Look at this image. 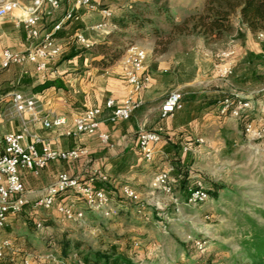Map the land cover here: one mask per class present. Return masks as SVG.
Here are the masks:
<instances>
[{"label": "crops", "instance_id": "1", "mask_svg": "<svg viewBox=\"0 0 264 264\" xmlns=\"http://www.w3.org/2000/svg\"><path fill=\"white\" fill-rule=\"evenodd\" d=\"M31 2L20 3L29 6ZM24 15L23 10L17 9L0 19L1 48L20 51L34 44L25 29L23 33L16 30L17 19ZM55 19L56 17L44 15L40 22L41 31H44L42 27L46 22L53 25ZM78 22L81 23L82 20ZM235 22L242 35H233L222 43L227 45L222 50H218L217 44L207 46L201 37L199 49L184 48L169 55L154 54V46L149 52L139 46L147 53L146 74L151 81L139 94L143 104L134 111L130 119L118 122L109 121L111 110L106 106V101L114 98L120 102L128 94L129 86L124 75L127 53L110 67L101 69L92 65L94 56L90 52L91 47H86L76 38L82 33L95 45L111 31L108 23L106 30L96 27L102 21L92 26L100 33L96 39L80 29L67 35L59 31V36H56L62 44V51L50 61V68L45 72L38 70L35 63L12 65L17 66L19 72H13L12 66L2 71L0 134L18 133L22 130L21 120L11 105V93L19 91L35 95L38 99V116L25 115L32 133L41 136L54 148L70 149L80 145L89 152L75 161L51 162L40 174L31 170L24 171L22 177L26 185L27 204L23 212L13 217L5 229L16 230L21 224L27 225V222H41L38 218L49 216L50 212L53 215L59 203L74 197L70 192L60 193L52 209L35 205L47 187L55 182L59 172L91 182L113 197L117 192L121 193L124 184L134 188L146 184L150 176L156 173V169L159 170L157 174L163 170L169 171L171 178L182 186L179 179L184 175L188 178L186 171L193 168L195 161L204 159L203 147L214 146L213 151H221L224 146L217 140H210L211 132L214 131V137H229L232 140L239 133L235 121L241 120L244 126L245 119L221 116L217 110L219 100L231 93L243 94L254 101L255 113L260 112L264 103V97L259 99V96H264V38L241 25L240 18ZM230 65L233 66V74L225 78L221 75L220 68ZM46 82L52 83L48 87H42ZM173 91L182 94V107L173 116L162 118L164 94ZM90 107L102 109L100 128L110 133L111 145L103 144L97 133L67 134L73 129V116ZM45 114L50 117L63 115L67 122L61 126L46 128L41 121V116ZM143 130H156L162 136L156 145L155 158L150 162L143 159L139 150V134ZM185 146H188L187 150ZM176 186L177 184L174 188ZM117 208L125 209L123 205H118ZM49 219L42 218L44 222ZM13 230L6 238L13 239L15 246ZM24 237L31 239V234L24 232ZM4 239L0 237V241Z\"/></svg>", "mask_w": 264, "mask_h": 264}, {"label": "rangeland", "instance_id": "2", "mask_svg": "<svg viewBox=\"0 0 264 264\" xmlns=\"http://www.w3.org/2000/svg\"><path fill=\"white\" fill-rule=\"evenodd\" d=\"M18 1L28 4L32 0ZM94 1L98 10L81 9L82 22H68L60 31L67 35L80 29L96 39L100 33L92 26L100 21L108 23L111 31L90 50L95 57L92 65L101 69L105 68L93 63L100 58L95 52L97 44L108 41L113 46L125 48L123 55L133 45L149 52L159 41V48H163L167 44L166 33L170 30L171 20L184 18L189 11L202 10L206 2ZM68 6V0H65L63 10L57 12L56 18H61ZM102 8H111L113 16L105 18L100 12ZM52 27L51 22H46L42 27L43 33ZM24 29L20 26L16 30L23 33ZM157 29L164 33L158 36ZM200 44L198 36H182L169 44L166 52L154 54L169 55L184 48L199 49ZM216 46L218 50L227 47L224 44ZM16 67L12 66L11 70L19 72L20 69ZM168 94H164L163 98L166 99ZM263 97L259 96V99ZM235 126L239 133L231 141L229 137H214V131L211 132L210 140H217L224 147L218 152L213 151L214 146L203 147L204 159L195 161L193 168L186 171L188 185L185 188L172 179L171 194L154 189L152 182L159 171L156 169L146 184L136 187L139 193L136 203L122 193L113 195L114 205H123L125 209L118 208L117 215L112 218L95 213L79 200L87 217L85 223L61 221L57 213L53 212L52 215L50 212L49 216H43L50 218L47 222L42 220L43 217L38 218L42 222L41 227L36 222H27V225L21 224L16 230H0V237L5 239L11 230L15 231V246L7 251L0 264H26V259L30 260L29 264H57L55 258L65 256L62 249L67 243L70 244L69 253L78 250L81 258H89L93 264H116V261L120 264H241L237 263L241 261H237V258L245 233L254 224L257 228H264V140L247 136L241 120L235 121ZM189 174L204 179L210 189V198L194 207L180 203L181 209L177 211L178 205L174 199L183 202L189 193V186L195 180ZM174 184H177L175 188ZM140 203L149 212V220L137 212L136 206ZM24 232L31 234V239H25ZM194 240L202 241L203 247H195ZM100 255L105 256L109 263L96 261Z\"/></svg>", "mask_w": 264, "mask_h": 264}, {"label": "built area", "instance_id": "3", "mask_svg": "<svg viewBox=\"0 0 264 264\" xmlns=\"http://www.w3.org/2000/svg\"><path fill=\"white\" fill-rule=\"evenodd\" d=\"M65 0H32L31 5L26 6L18 0H0V19L5 18L14 10L21 9L25 12L23 17L16 21V26H23L29 39L34 44L26 49L16 51L10 48L0 47V73L15 64L35 63L38 70L47 71L50 61L62 51V44L57 38V33L64 28L66 23H74L82 20L81 9L87 11L98 10L94 0H68L69 8L61 18H56L51 30L43 33L40 22L44 15L55 18L58 11L64 5ZM105 18L113 16L111 8L100 9ZM107 23H99L96 27L106 30ZM259 36L264 38V32ZM77 40L90 48L93 43L86 36L79 33ZM124 64V75L128 83V94L120 102L114 98H108L106 106L111 110L109 121L118 122L130 119L143 100L139 97L140 92L145 89L151 78L146 74V51L133 45L127 50ZM220 73L227 78L233 74V66L220 68ZM11 105L22 123V130L18 133L7 132L0 134V230L9 226L13 217L20 215L26 204V185L22 173L26 170L34 171L36 174L45 169L48 164L55 161H75L88 155V149L77 145L70 149H58L52 147L38 134L32 133L25 119L26 114L38 116V99L35 95L24 94L19 91L11 93ZM182 107V94L177 91L170 92L161 107V117L173 116ZM218 113L224 117L244 118V133L252 138L264 140V103L262 111L255 113V103L251 98L240 93H231L218 102ZM100 107L86 108L73 116V129L67 132L72 134H98L101 142L111 145L110 133L102 131ZM41 121L46 128L64 125L66 117L58 115L50 117L45 114ZM29 138V140H28ZM162 136L156 130H143L139 134V150L143 159L147 162L153 161L156 153V145ZM188 146H185V150ZM154 189L165 193L173 192V183L169 171L159 172L152 182ZM189 193L183 202L174 199L177 211L181 208L179 204L197 206L210 198V189L201 177H195L192 185L188 188ZM70 192L73 198L63 201L56 206V213L61 221H74L85 223L86 214L79 205V200L85 202L88 208L97 214L109 219L117 215L118 208L114 205V199L104 189L94 186L91 182L70 176L66 172H59L55 182L47 187L43 196L37 202V207L52 209L56 204V198L60 193ZM123 196L136 203L139 193L136 188L129 184L121 187ZM158 207V206H157ZM136 210L145 219L149 220V212L143 204H138ZM42 226L41 222L37 223ZM197 248H202L204 243L194 240ZM14 248V241L6 238L0 241V261L5 257L9 249ZM57 264H93L81 258L80 252L74 250L65 256L55 258ZM29 259L25 260L29 264Z\"/></svg>", "mask_w": 264, "mask_h": 264}, {"label": "trees", "instance_id": "4", "mask_svg": "<svg viewBox=\"0 0 264 264\" xmlns=\"http://www.w3.org/2000/svg\"><path fill=\"white\" fill-rule=\"evenodd\" d=\"M240 18L241 25L246 26L253 33L264 32V0H206L202 10L189 11L184 18L173 19L170 30L166 33L167 44L159 48L160 42L154 48L156 54L168 50V45L182 36H198L203 38L207 46L222 44L233 35L241 36L242 32L236 25L235 19ZM158 36L163 30L157 29ZM105 41L97 44L94 64L107 68L113 65L125 52V48H118ZM95 58V57H94ZM52 82H46L42 87H48ZM182 187H187V176L179 179ZM216 193V192H214ZM240 255L237 258L241 264H264V228H253L245 233L241 243ZM70 244H64L63 254H69ZM88 262L89 258H86ZM96 261L109 263V260L100 255ZM116 264H120L116 261Z\"/></svg>", "mask_w": 264, "mask_h": 264}]
</instances>
